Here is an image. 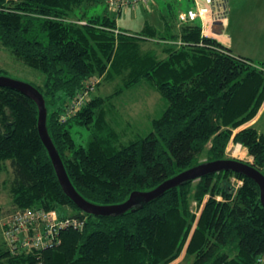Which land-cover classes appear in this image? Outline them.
Segmentation results:
<instances>
[{"label": "trees", "instance_id": "obj_1", "mask_svg": "<svg viewBox=\"0 0 264 264\" xmlns=\"http://www.w3.org/2000/svg\"><path fill=\"white\" fill-rule=\"evenodd\" d=\"M103 1L116 2L119 13L127 4L0 0V44L45 73V88L38 89L46 100L49 133L75 189L94 204H122L132 193L151 191L199 165L203 155L226 160L231 141L241 144L253 158L250 165L264 174L263 125L239 130L263 106L264 64L234 55L204 36L198 22L184 24L180 32L171 23L167 30L148 24L137 33L142 40L119 28L115 16L93 15L80 24L84 18L77 8ZM219 7L227 12L228 0H219ZM180 38L183 44L176 46ZM149 41L167 48V56L142 53L141 42ZM96 75L104 81L117 76L121 85L106 97L93 96L95 90L88 86ZM142 83L160 93L166 108L148 135L121 145L120 115L116 111L109 117L111 100ZM38 118L32 99L0 87V178L7 166L12 169L13 210L72 208L76 212L70 218L84 224L37 251L0 247L7 264H171L183 252L194 257L192 264H259V259L264 264V207L252 179L222 171L196 185L170 189L123 216L95 217L63 192L40 138ZM206 197L198 217L192 202L201 204Z\"/></svg>", "mask_w": 264, "mask_h": 264}, {"label": "rangeland", "instance_id": "obj_2", "mask_svg": "<svg viewBox=\"0 0 264 264\" xmlns=\"http://www.w3.org/2000/svg\"><path fill=\"white\" fill-rule=\"evenodd\" d=\"M125 1L127 2V4L123 6L121 13H119L118 5H116V2L112 3L114 6L110 4L111 1H103L94 4H90L89 2L84 3L82 8H77V11L81 14L80 16L84 18L83 21L80 22V24H85V20L92 17L93 15H110L111 17H116L119 28L128 30L129 35L136 38L139 37L138 39L143 38L144 36L137 33L142 31L148 24L156 26L160 29L164 28L167 30V24L171 23L175 27V30L180 32L181 27L184 24L180 23L177 16L175 26L174 19L176 17L174 18L173 16H176L177 13L186 12V10H188L189 8L191 9V7L196 6V3H198V0ZM233 2V5L239 4L241 0H233ZM82 12L85 13V16L87 17L83 16L84 14ZM167 14L169 15L168 17H166ZM170 15H172V17ZM245 15H248V10L243 16L238 15V21L244 20ZM166 19L168 20V22H166ZM209 21L207 22L205 29H202L205 36H207L209 33L214 34L212 30H208ZM232 21H234V23L237 22L233 19ZM256 29L257 32H252L249 30L248 25L247 27L242 28L240 27L239 22L238 27L232 24L229 33L234 38L236 47L235 50L238 53L245 51V53L247 52L250 54L253 53V55H257L259 52H263L264 33H262L263 31L261 30V28H258L257 26ZM182 44L183 43L181 38L175 43L176 46H181ZM166 50L167 48H163L161 45L157 46L156 44L152 43V41L144 43L141 42L142 53H151L150 51H152L155 55L158 56V58H165L167 56L165 54ZM232 53L236 55L235 52ZM253 61L259 64V60ZM0 71V75H4L8 78L31 84L40 89L45 88V84L47 81L45 73L40 69L32 68L21 62L10 49L3 47L2 44H0ZM122 73H124L122 75L127 74V72ZM102 78V76L100 77L96 75L93 82L90 83L91 85L88 86V89H91L93 91L95 90L93 96L106 97L113 94L121 85L122 80L117 76L113 78L114 80L112 81H104ZM99 83L100 85H98ZM111 103L114 107L109 117L112 118L114 112H118L120 115V123L118 124L120 127H118V131L122 134L121 145H126L132 140L148 135L152 130V121L160 117L166 108V101L162 98L160 93L151 86L143 83L137 85V87L124 90L121 95L115 96V99L111 100ZM83 105L84 102L75 105V107L67 112V118L75 113V109L81 108ZM258 117L259 118L255 123H252V125L256 124V126L259 128L263 125L264 128V103L259 111ZM249 125L251 124L248 123L242 126L239 130ZM77 130L78 132H81L82 135L88 134V131L85 128H78ZM207 148L210 149V146ZM226 155V159L242 161L247 164L253 162V158L248 155L247 150L241 144H235L233 141L229 143ZM208 161L210 160L208 159L207 155H203L200 159V164ZM6 168L7 170L3 171L0 178V247L2 250L11 249V244L8 242L5 236V225H7L10 221L9 219H11L15 215V209L13 210L12 207L13 198L10 192V182L12 180L13 173L11 168H9L8 166ZM198 181L199 180L195 181L194 184L196 185ZM236 183L238 184V187L242 185L241 181H237ZM208 198L209 197H206L201 204H199L198 202H192L191 209L196 216H200L201 210L205 207L206 200H208ZM28 209L43 208L31 207ZM44 211H46L47 213L55 212L58 216L59 214H62L66 216L65 218H70V216L76 212V210L72 208H61L59 210L44 209ZM0 260V264H7L8 262L6 258H0ZM193 261V256H188L185 254V252H183L182 255L171 264H192Z\"/></svg>", "mask_w": 264, "mask_h": 264}, {"label": "water", "instance_id": "obj_3", "mask_svg": "<svg viewBox=\"0 0 264 264\" xmlns=\"http://www.w3.org/2000/svg\"><path fill=\"white\" fill-rule=\"evenodd\" d=\"M0 87L17 90L36 103L39 112V135L48 151L58 182L66 196H68L85 214L95 217H120L128 211L145 207L150 202L162 197L170 189L177 188L189 182H195L202 177L220 173L222 171H232L256 182L260 188V200L264 207V174L250 164L231 159L201 163L165 181L151 191L132 193L129 199L122 204L104 206L91 203L75 189L66 171L61 155L50 136L48 129V109L42 92L31 84L17 81L4 75H0Z\"/></svg>", "mask_w": 264, "mask_h": 264}, {"label": "built area", "instance_id": "obj_4", "mask_svg": "<svg viewBox=\"0 0 264 264\" xmlns=\"http://www.w3.org/2000/svg\"><path fill=\"white\" fill-rule=\"evenodd\" d=\"M227 17L228 13L219 7V0H205V5H198L196 9L191 8L178 14L180 23L199 22L202 29H205L209 20L208 27L213 22L226 20ZM202 33L204 35L203 31ZM9 220L5 225V236L12 250L28 252L56 244L62 233L69 229H79L84 224L80 219L63 218L55 212L47 213L44 209L28 208L15 213ZM259 263H263V260L259 259Z\"/></svg>", "mask_w": 264, "mask_h": 264}, {"label": "crops", "instance_id": "obj_5", "mask_svg": "<svg viewBox=\"0 0 264 264\" xmlns=\"http://www.w3.org/2000/svg\"><path fill=\"white\" fill-rule=\"evenodd\" d=\"M197 2L198 3H196V6L205 5V0H198ZM233 3V0H228L229 10L227 19L224 21H217V23H211L212 25L208 27V30H212L214 34L209 33L208 36L213 37L219 42L226 45L232 52H235L237 56L245 57L251 59L252 61L259 60V64H264V49L263 52H259L257 55H253V53L250 54L247 52L246 54L245 51L238 53L235 50L236 47L234 38L229 33L232 24L238 27V22L240 27L242 28L247 27L248 25L250 31L257 32V26L258 28H261V30L263 31L262 33H264V0H241L239 4L233 5ZM196 6L191 8H196ZM247 10L248 15L244 16V20L238 21V15L243 16ZM232 19L237 22L234 23ZM258 118L259 117L257 116L252 122H250V124L252 125V123H255Z\"/></svg>", "mask_w": 264, "mask_h": 264}, {"label": "clouds", "instance_id": "obj_6", "mask_svg": "<svg viewBox=\"0 0 264 264\" xmlns=\"http://www.w3.org/2000/svg\"><path fill=\"white\" fill-rule=\"evenodd\" d=\"M179 14V13H178ZM178 16V15H177Z\"/></svg>", "mask_w": 264, "mask_h": 264}]
</instances>
